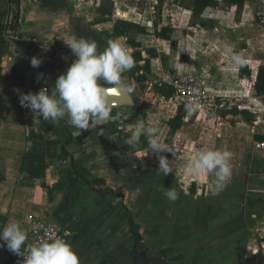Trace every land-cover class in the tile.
<instances>
[{"label":"crops","instance_id":"0c3cea01","mask_svg":"<svg viewBox=\"0 0 264 264\" xmlns=\"http://www.w3.org/2000/svg\"><path fill=\"white\" fill-rule=\"evenodd\" d=\"M234 2L0 0V231L18 223L29 245L31 220L43 218L69 232L80 264H137L139 246L162 264H264V100L254 90L264 66V0ZM73 37L96 42L98 52L118 40L134 59L123 74L131 103L81 132L20 104L21 93L51 92L76 59L65 43ZM226 47L245 63L237 66ZM187 72L230 105L189 115L170 87L154 82ZM138 121L172 149L161 154L173 172L158 173L146 136L126 143ZM210 149L232 153V176L219 191L211 174L184 175L186 162ZM73 166L82 175L69 184ZM167 188L179 192L175 202ZM12 253L0 247V264H18Z\"/></svg>","mask_w":264,"mask_h":264},{"label":"clouds","instance_id":"9594fccd","mask_svg":"<svg viewBox=\"0 0 264 264\" xmlns=\"http://www.w3.org/2000/svg\"><path fill=\"white\" fill-rule=\"evenodd\" d=\"M65 41V40H64ZM65 43L71 49L76 59L60 74L49 93L47 88L38 92L20 94V104L38 113L43 119L59 121L67 119L79 132L88 130L109 122L113 104L109 101V88L131 91L123 74L132 69L134 59L128 48L118 40H110L103 52L97 51V44L85 38L73 37ZM226 54H231L232 61L241 66L244 58L225 48ZM41 60L33 57L31 66L38 68ZM201 105L192 101L186 105L189 115L199 110ZM131 136L128 144L138 143L140 137L146 136L149 149L157 155L158 173L168 175L173 172L172 162L161 153H174L170 147L158 138L156 127L146 126L138 121L130 126ZM78 132V134H79ZM232 153L228 150H205L189 159L184 166V175L193 180L204 174L214 176L215 188L219 191L226 186L232 176ZM167 200L175 202L179 192L167 188L163 192ZM28 235L18 223H8L0 231V247L6 243L7 248L24 258V264H80L79 257L73 247L63 238L42 239L35 244L26 245ZM26 246V255L22 253Z\"/></svg>","mask_w":264,"mask_h":264},{"label":"built area","instance_id":"2783aa9c","mask_svg":"<svg viewBox=\"0 0 264 264\" xmlns=\"http://www.w3.org/2000/svg\"><path fill=\"white\" fill-rule=\"evenodd\" d=\"M152 80V79H151ZM157 85H167L173 90V99L176 104L187 112L186 105L195 101L201 108L196 114H214L218 110L227 108L230 105L229 99L216 96L206 85L204 79L193 73H166L158 76L154 81ZM260 146V144H257ZM63 238L67 242L70 239L68 231L62 230L57 225L43 219L35 218L30 222L29 244H35L42 239ZM26 255V247L21 250ZM13 260L18 264H24V258L16 253H12Z\"/></svg>","mask_w":264,"mask_h":264},{"label":"trees","instance_id":"16d2710c","mask_svg":"<svg viewBox=\"0 0 264 264\" xmlns=\"http://www.w3.org/2000/svg\"><path fill=\"white\" fill-rule=\"evenodd\" d=\"M18 1L19 0H13L14 4L18 7ZM235 1H238V2H234V3H238L239 5L242 4V2L244 0H235ZM204 7V6H203ZM202 7V8H203ZM201 8V9H202ZM18 26V23H16L15 25L13 26H10L12 29H15L16 27ZM4 29H5V25L3 23H1V14H0V48L1 46L3 45V43L6 41V35L4 33ZM1 71H2V68H1V59H0V81H1V78H2V74H1ZM18 76V74H17ZM20 82H21V76H18ZM254 90H255V93L257 96H260L263 98L264 100V66H260L258 68V71H257V76H256V80H255V83H254ZM179 108L181 110H183V108L181 106H179ZM174 124V123H173ZM180 124H178L177 122H175V127H178ZM173 128V129H174ZM73 170V173L75 175H72V172L70 173V179H69V184H71L75 179H77L78 177H81L79 172H78V168L77 166H73L72 168ZM87 183V181H86ZM107 190V189H106ZM106 190H97V192H103V191H106ZM129 214V213H128ZM130 216V214L128 215ZM133 235L137 238L138 237V234L133 232ZM14 261V260H13ZM105 262L102 261L101 263L99 264H104Z\"/></svg>","mask_w":264,"mask_h":264},{"label":"water","instance_id":"95a60500","mask_svg":"<svg viewBox=\"0 0 264 264\" xmlns=\"http://www.w3.org/2000/svg\"><path fill=\"white\" fill-rule=\"evenodd\" d=\"M21 36H17L16 34H14L11 38L10 41L15 44V46L17 48H19L21 46V42H20ZM18 54H21V51H17ZM109 88V101L111 104L113 105H128L131 103V99L129 97V94L126 90L124 89H116L113 90L111 87ZM130 256L134 255L133 251H129ZM157 261L158 264H162V259L160 257H149L146 255L145 251L143 250V248L141 246L138 247V253L136 255V262L137 264H147L150 262H154Z\"/></svg>","mask_w":264,"mask_h":264}]
</instances>
